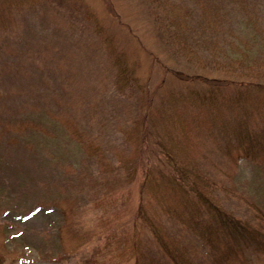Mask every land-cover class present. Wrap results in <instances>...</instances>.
I'll use <instances>...</instances> for the list:
<instances>
[{
  "label": "rangeland",
  "instance_id": "374dc122",
  "mask_svg": "<svg viewBox=\"0 0 264 264\" xmlns=\"http://www.w3.org/2000/svg\"><path fill=\"white\" fill-rule=\"evenodd\" d=\"M13 1L0 0L4 264H134L121 233L131 218L125 215L137 205V197L131 198L139 174L126 182L123 162L133 164L137 156L136 139L127 133L136 131L142 93L126 89L106 49L111 43L112 50L125 53L124 66L147 91L152 81H163L162 63L187 65L160 36L155 10L172 13L181 4L179 11L189 7L198 16L204 1L111 0L121 21L110 15L107 0ZM220 23L222 56L234 47L238 53L252 49L247 66L259 67L264 0L229 4ZM150 51L157 55L155 64ZM164 79L175 82L170 74ZM197 155L225 187L220 196L226 207L264 229V163L238 151L228 154L218 137L199 144ZM184 237L197 261L223 264L204 242ZM260 243L234 264H264Z\"/></svg>",
  "mask_w": 264,
  "mask_h": 264
},
{
  "label": "trees",
  "instance_id": "16d2710c",
  "mask_svg": "<svg viewBox=\"0 0 264 264\" xmlns=\"http://www.w3.org/2000/svg\"><path fill=\"white\" fill-rule=\"evenodd\" d=\"M199 1L204 6L198 16L189 7L179 11L181 4H174L172 13L155 10L160 36H166L174 55L187 65L162 63L163 81H152L147 91L140 77L124 66L125 53L112 50L111 43L106 49L126 89L142 93L136 131L127 133L136 139L137 156L133 164L123 162L126 182L136 178L135 171L139 174L137 194L131 198L138 201L120 215L131 216L121 234L134 264H205L196 260L184 236L204 242L223 264H234L264 240V229L226 207L220 196L225 187L197 155L199 144L218 137L228 154L238 151L264 163V59L259 67H248L252 49L238 53L236 47L222 56L217 32L228 5L237 0H194ZM107 5L110 15L121 21L111 0ZM149 54L155 64L157 55ZM168 74L174 84L164 79Z\"/></svg>",
  "mask_w": 264,
  "mask_h": 264
}]
</instances>
